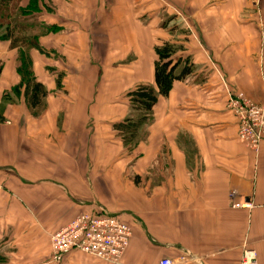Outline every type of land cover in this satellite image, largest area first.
<instances>
[{
  "label": "crops",
  "instance_id": "obj_1",
  "mask_svg": "<svg viewBox=\"0 0 264 264\" xmlns=\"http://www.w3.org/2000/svg\"><path fill=\"white\" fill-rule=\"evenodd\" d=\"M40 8L37 18L61 31L41 38L49 55L31 52L49 91L38 119L12 94L18 52L0 39L4 264H108L80 252L53 261L52 236L100 209L132 228L120 264H241L246 250L264 264V143L249 149L228 108L233 94L264 104V0H41ZM165 42L183 47L172 59L190 58L195 72L159 100L147 141L130 154L113 126L130 118L132 91L156 87Z\"/></svg>",
  "mask_w": 264,
  "mask_h": 264
},
{
  "label": "trees",
  "instance_id": "obj_2",
  "mask_svg": "<svg viewBox=\"0 0 264 264\" xmlns=\"http://www.w3.org/2000/svg\"><path fill=\"white\" fill-rule=\"evenodd\" d=\"M40 2L41 0H30L28 8H22V0H0V39L10 42L11 50L18 52L17 72L21 83L12 90V94L19 99L24 96L31 115L36 119L47 109L49 91L37 81L31 52L37 50L42 55H49L41 47L40 40L61 31L57 26H48L37 18V14L41 12ZM30 19L34 20V23H28L27 20ZM182 48L169 42L157 46L156 87L142 85L128 95L132 115L113 126V131L121 138L128 153L134 151L141 143L144 132L148 136L147 129L154 122V108L159 100L169 97L175 82L185 81L194 74L195 65L190 58L177 63L172 59ZM1 72L0 69V75ZM61 79H58L59 89L62 87ZM133 114H138L139 118L135 119ZM2 121L4 119L0 116V122ZM134 180L135 184H141L140 177L136 176ZM0 264H4L2 256Z\"/></svg>",
  "mask_w": 264,
  "mask_h": 264
},
{
  "label": "built area",
  "instance_id": "obj_3",
  "mask_svg": "<svg viewBox=\"0 0 264 264\" xmlns=\"http://www.w3.org/2000/svg\"><path fill=\"white\" fill-rule=\"evenodd\" d=\"M228 108L239 120V139L249 149L259 152L264 143V104H257L242 94H233L229 97ZM132 236L128 224L104 209L95 214H81L52 236L53 261L60 263L71 253L80 252L108 264H120ZM160 264L173 263L164 260ZM241 264H258L256 252L246 250Z\"/></svg>",
  "mask_w": 264,
  "mask_h": 264
},
{
  "label": "rangeland",
  "instance_id": "obj_4",
  "mask_svg": "<svg viewBox=\"0 0 264 264\" xmlns=\"http://www.w3.org/2000/svg\"><path fill=\"white\" fill-rule=\"evenodd\" d=\"M20 19H21V18H20ZM35 19H36V18H35ZM164 20L167 21V20H168V17H164ZM27 21H28V23H32V22L34 23V20L32 21L31 19H30V20H27ZM131 115H132V113H131ZM133 115H134L135 119H138V118H139V115H138V114H137V115H136V114H133ZM130 117H131V116H130ZM148 129H149V128H148ZM148 129H147V130H148ZM143 134H144V139H143L141 142H146L148 136H147L146 132H144ZM145 136H147V137H145ZM135 150H136V148H135ZM135 150H134V151H135ZM130 151H132V150H130ZM134 151L130 152V154H132ZM133 159H134V160H133V162H132V164H131V169L133 168V166H134L135 163H136V160H135V159H136V156H135V158H133ZM132 177H133V176H132ZM154 178H155V177H154ZM155 179H156V178H155ZM172 263H173V262H172Z\"/></svg>",
  "mask_w": 264,
  "mask_h": 264
}]
</instances>
